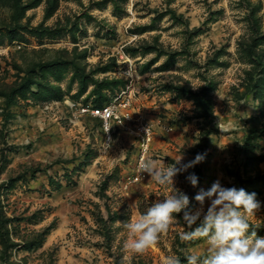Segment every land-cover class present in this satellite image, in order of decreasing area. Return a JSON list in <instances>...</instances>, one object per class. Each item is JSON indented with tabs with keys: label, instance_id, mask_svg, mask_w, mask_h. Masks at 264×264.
<instances>
[{
	"label": "rangeland",
	"instance_id": "1",
	"mask_svg": "<svg viewBox=\"0 0 264 264\" xmlns=\"http://www.w3.org/2000/svg\"><path fill=\"white\" fill-rule=\"evenodd\" d=\"M130 82L150 158L204 155L174 177L190 207L219 180L255 193L264 220V0H0V264H186L204 251L180 241L182 214L144 254L126 248L125 225L166 188L147 173L127 183L135 143L108 148L78 107Z\"/></svg>",
	"mask_w": 264,
	"mask_h": 264
},
{
	"label": "clouds",
	"instance_id": "2",
	"mask_svg": "<svg viewBox=\"0 0 264 264\" xmlns=\"http://www.w3.org/2000/svg\"><path fill=\"white\" fill-rule=\"evenodd\" d=\"M105 143L109 148L111 138ZM162 157L158 156L159 164L155 158H148L138 165L139 175L147 173L166 192L157 195L146 211L125 225L133 236L126 248L133 255L144 254L169 232L182 214L186 227L179 234L180 241L205 242L203 252L184 257L186 264H264V237H258L256 232L264 220L256 215L261 207L256 194L235 186L224 187L216 180L207 190L201 189L195 195L199 207L193 209L188 195L175 187L174 177L202 162L204 155L197 154L192 161L182 163L179 150L171 164H165ZM185 178L194 187L198 183L194 173ZM126 259L131 264V258ZM162 264H181V258L176 254L166 255Z\"/></svg>",
	"mask_w": 264,
	"mask_h": 264
},
{
	"label": "built area",
	"instance_id": "3",
	"mask_svg": "<svg viewBox=\"0 0 264 264\" xmlns=\"http://www.w3.org/2000/svg\"><path fill=\"white\" fill-rule=\"evenodd\" d=\"M135 96V88L130 82L115 90L105 102L96 105L89 101L79 103L78 107L80 115L96 122L95 130L101 133L102 142H107L109 137L114 140L119 134H125V137L135 143L131 151V173L125 176L127 183L143 180L145 173L139 175L138 165L150 158L155 151L154 128L143 119L139 109L136 106L134 108ZM109 126L111 127L106 133Z\"/></svg>",
	"mask_w": 264,
	"mask_h": 264
},
{
	"label": "trees",
	"instance_id": "4",
	"mask_svg": "<svg viewBox=\"0 0 264 264\" xmlns=\"http://www.w3.org/2000/svg\"><path fill=\"white\" fill-rule=\"evenodd\" d=\"M83 103H86V102H83ZM100 104V103H99ZM97 105V104H96Z\"/></svg>",
	"mask_w": 264,
	"mask_h": 264
}]
</instances>
